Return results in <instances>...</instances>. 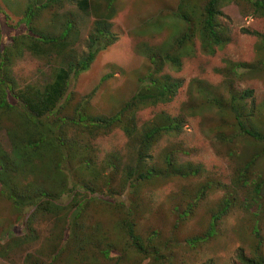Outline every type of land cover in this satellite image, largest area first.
I'll return each mask as SVG.
<instances>
[{"label": "rangeland", "instance_id": "1", "mask_svg": "<svg viewBox=\"0 0 264 264\" xmlns=\"http://www.w3.org/2000/svg\"><path fill=\"white\" fill-rule=\"evenodd\" d=\"M87 1V13H82L71 0H0V44L16 46L20 53L0 69V99L6 83L11 92L38 98L44 106L56 76L69 62L77 65L87 57L90 39L97 27H103L110 33L107 48L98 51L86 69L71 71L57 114L50 118L49 114L46 122L72 119L78 104L86 116L109 118L137 93L169 87L164 97L140 102L121 122L137 124L141 134L174 119L181 130L166 134L145 151L144 170L151 166L156 172L133 186L125 183L126 167L137 165L138 152L122 128L99 132L90 143L86 138L78 143L75 132H64L67 151L72 153L64 162L70 180H81L74 178L77 173L100 186L95 194H88V207L75 222L74 233L89 242L85 254L73 252V244L69 252L59 250L70 233L64 230L71 210L51 216L44 210V198L39 210L15 211L0 194V264H242L241 256L264 257V144L242 133L231 110L237 104L242 126L264 135L263 9L253 8L250 0H221L216 22L224 43L215 47L207 45L198 25L208 0ZM30 6L37 11L29 22L32 32L57 38L70 23L64 39L44 46L38 55L28 50L32 41L23 21ZM176 13L184 14L188 22ZM185 34L189 38L181 43ZM94 89L97 92L88 99ZM245 90L252 96L241 99ZM233 97L238 102L233 103ZM17 126L22 127V122L13 115L1 116V148L15 162L10 167L19 171L14 184L50 188L53 167H41L38 151L52 158L56 152L44 153L40 146L29 161H22L7 135L10 129L17 132ZM83 143L93 148L87 150ZM81 161L92 162L91 173L80 168ZM176 168L191 174L166 176L167 169ZM116 199L122 203L116 204ZM125 219L132 220L149 255L134 250L121 226ZM197 236L203 239L187 242ZM108 250L121 258L110 259L104 254Z\"/></svg>", "mask_w": 264, "mask_h": 264}, {"label": "trees", "instance_id": "2", "mask_svg": "<svg viewBox=\"0 0 264 264\" xmlns=\"http://www.w3.org/2000/svg\"><path fill=\"white\" fill-rule=\"evenodd\" d=\"M220 1L221 0H208L203 6L201 13V16L203 15V17L198 23L199 27H201L200 30L203 37L207 41L208 46L212 45L215 47H219L224 43L223 38L217 31L216 22V17L220 15L216 7ZM250 1L253 5V8H255L256 10L262 8L264 13V0ZM71 2L75 4L78 11L87 13L89 1L71 0ZM36 12L37 11L32 10L31 6L28 7V13L25 15V19H23V21H25L24 25L27 28L26 36L32 41V43L28 46V50L38 55V52H40L44 46H49L51 44L61 42L64 39L66 32H68L70 28V23H66L67 29L63 34L60 35V37L47 38L42 34L32 32V29L28 28L29 22L33 19V17L35 18V16L37 15ZM176 16L180 20L188 22V19L184 14L176 13ZM108 36H110V33L107 29L103 27L96 28V36L90 39L88 48L89 53L87 54V57L81 60L77 65H72V63L69 62L68 67L60 71V74L56 76L55 83L50 86V95L46 98V104L44 106L39 102L38 98L32 99V96H18L17 94L11 92L10 85L4 82V87L7 88V91H5V89L3 88V97H1L0 99V118L1 116L13 115V117H15L18 121L22 122V127L17 126V132L10 129V131L7 133L12 150L22 161H26L29 156L36 155L40 146H42L41 149L44 151V153L47 149V151L49 150L52 153L56 152L57 155V157L54 156V158H52V154L48 153L46 156H43L41 150L38 151V161L40 162L41 167L44 170H46V166L53 167L49 170L52 176V179L50 180L53 182L50 188L45 189L44 186H38L35 188L34 184L30 187H21L18 183L14 184L12 180L13 177L16 176L17 173H19L18 170L10 167L12 165H15V162L12 161V157H10L8 153L3 151L0 144V194L4 195L5 198L9 200L15 211H22L25 208H31L33 209V211H36V209L39 210L40 205L43 204L42 202L44 198L46 199L44 210L51 216L58 215L61 211L65 212L68 211V209L71 210L69 216L71 219L68 221L67 227L64 230V232H66L68 229H70V233L67 237H65L63 243L62 241L59 242L60 245L62 243V249L59 250H65L66 252H69L70 250L68 246L70 244H73L72 251L81 255L85 254V248L89 244V242L78 238L77 233H74V229H76L75 222L77 221V218L82 216L85 209L88 207L87 204L90 201H88V194H95L97 190H100V186L98 187L97 184L93 185L92 182L88 181L89 179H85L83 175L76 176L77 173L74 174V178L82 177V179L77 182L70 180V176L65 172L66 168L64 167V162L65 158H69L72 153L70 154L69 150L67 151V149H69V144L64 135V132H75V136L77 137V140H79L78 143L84 141V138L88 139L90 143V141L99 136V132L106 131L108 129H111L112 127L122 128L124 130L123 132H125L127 136L134 142L138 152L135 159L137 165L135 167H126L127 175L125 183H129L130 186H133L134 181H138V179L150 180L155 174L154 172H156L153 167L151 168V166L146 171L144 170L142 166V160L143 158H145V151H149L151 145L157 144L159 139L163 138L166 134H179L181 130L180 124L174 122V119H170L171 121L168 122L165 121V123L161 122L157 125H152L151 128L147 129L141 134L137 130V124H123L121 122V118L125 115L126 112L131 111V109L135 110L134 107L137 106L140 102H145L152 98L157 99L164 97L168 93L169 87H163L156 93H137L123 108H121L115 115L109 118H94L86 116L83 110L84 108L82 107V105L78 104L71 115L72 119H67L66 117H56L54 119L47 120L46 122V118L49 114V118L53 116V114H57L56 107L59 106L61 99H63V94L66 91L71 71L74 70L75 72H79V70L86 69L92 62L96 53L107 48L108 44L105 40ZM188 38L189 35L185 34L182 36V39H180V42L183 43ZM14 40L15 39L13 38V41ZM15 47H11L9 49L0 44V69L3 64L11 63V57L14 58L15 56H20V53H18ZM166 56L167 59H169L173 63H176V59L173 56ZM150 59L152 64L157 65V59H155L154 57H151ZM238 68L241 67L239 66ZM232 71L234 72V70ZM174 87H178V84L174 85ZM96 92L97 89H94L88 96V99H91L92 95H94ZM251 96L252 91L245 90L243 91V93H241L240 98L246 99L250 98ZM234 102H238L235 97H233V103ZM235 105V107H233L232 105L231 110H233V112L237 116L236 118L238 120L239 129L242 131V133L250 137L255 143L264 144V135L260 133L258 129H246L242 126L241 122L239 121V108L237 104ZM168 119L169 118H167V120ZM257 126L260 127V123ZM54 127L55 129L52 130V128ZM82 147L87 150L93 148H87V145H84V143ZM31 152H33V154H31ZM165 160L169 167L173 165L170 157L166 156ZM91 165V161L80 162V168L89 169L90 173L93 170V168H91ZM108 166L109 164H107V167ZM193 173L197 172L193 171ZM189 174H191V172H188L185 169L183 170L176 168V170L172 171H169L167 169L166 176H178L181 178H186L187 176H189ZM106 183L107 179L104 180V184ZM45 184L47 186V182ZM81 195H84L83 200L78 199V197H80ZM64 196L68 198L66 202H64ZM115 203L121 204L122 202L116 199ZM183 215H185V213H183ZM214 217L217 221V218L220 217V215L218 214ZM121 226L123 228L125 236L131 240L134 250L139 254L149 255L148 250L141 242L140 237L135 235L132 220L125 219ZM208 232L209 234H212L210 230ZM256 236L259 238L258 232L256 233ZM202 239V237L197 236L192 239H187V242L192 243ZM110 251H112V257L109 256ZM104 254L110 259L117 257L119 260L121 258V256H118V253L115 250H108ZM240 262L242 264H264V257L261 255H256L255 258L241 256Z\"/></svg>", "mask_w": 264, "mask_h": 264}]
</instances>
